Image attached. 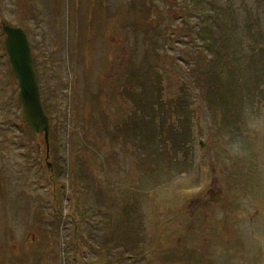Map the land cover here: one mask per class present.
<instances>
[{"label":"rangeland","instance_id":"obj_1","mask_svg":"<svg viewBox=\"0 0 264 264\" xmlns=\"http://www.w3.org/2000/svg\"><path fill=\"white\" fill-rule=\"evenodd\" d=\"M0 264H264V0H0Z\"/></svg>","mask_w":264,"mask_h":264},{"label":"water","instance_id":"obj_2","mask_svg":"<svg viewBox=\"0 0 264 264\" xmlns=\"http://www.w3.org/2000/svg\"><path fill=\"white\" fill-rule=\"evenodd\" d=\"M2 29L7 35L5 49L9 55L12 70L18 78L19 98L24 117L35 132L44 133L47 142L49 135L48 117L41 106L27 37L20 27L14 28L5 24Z\"/></svg>","mask_w":264,"mask_h":264},{"label":"clouds","instance_id":"obj_3","mask_svg":"<svg viewBox=\"0 0 264 264\" xmlns=\"http://www.w3.org/2000/svg\"><path fill=\"white\" fill-rule=\"evenodd\" d=\"M233 151H238V148L234 147L233 148ZM191 175L194 177L195 174L193 173ZM206 184H207V180L204 179V180H202L201 182H199L197 184H194L192 186H189V187L184 188L183 191L187 195L191 196V195H193L195 193L200 192L206 186Z\"/></svg>","mask_w":264,"mask_h":264},{"label":"trees","instance_id":"obj_4","mask_svg":"<svg viewBox=\"0 0 264 264\" xmlns=\"http://www.w3.org/2000/svg\"><path fill=\"white\" fill-rule=\"evenodd\" d=\"M216 47L213 46V49L215 50Z\"/></svg>","mask_w":264,"mask_h":264}]
</instances>
